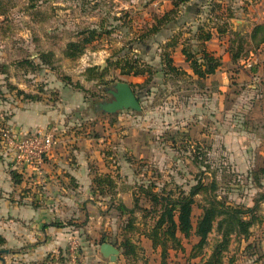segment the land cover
<instances>
[{
  "label": "rangeland",
  "instance_id": "374dc122",
  "mask_svg": "<svg viewBox=\"0 0 264 264\" xmlns=\"http://www.w3.org/2000/svg\"><path fill=\"white\" fill-rule=\"evenodd\" d=\"M179 1L0 0V128L10 127V118L21 102L34 103L40 107L39 114L47 111L60 118L56 125L59 130L50 132L58 142L52 150L54 157L74 165L89 163L93 174L99 169L111 171L117 183V200L113 204L108 197L96 194L86 201L90 197L86 190H81L79 199L67 194L66 222L73 223L70 226L75 232L68 236L63 264H161L160 251L143 235V213H135L142 234L140 230L129 232L126 225L130 215L118 208L121 202L134 207V192L143 182L189 191L198 179L209 182L214 177L218 197L243 207H252L264 194V74L261 69L253 71L264 62V48L246 53L237 64L223 54L222 68L202 81L194 76L174 80L159 75L151 86L141 87L146 75H124L122 68L115 65L128 51V42L175 5L180 22L186 18L190 22L200 14L201 23L211 30L226 21V12L221 13L215 6L222 3L208 1L204 10L199 6L186 14V6L199 0L180 5ZM241 3L240 7H245V1ZM87 28L112 33L104 32L101 38L86 43L80 57L67 58V44L83 39L78 33ZM196 29L186 24L173 26L153 37L146 50L134 43L132 46L138 51L131 53H138L161 68V54L169 40L175 36L179 43L192 41ZM239 30L248 33L249 28ZM191 43L197 44L196 40ZM180 45L177 49L169 47L168 51H172L177 66L191 73L179 53ZM92 67H99L101 72L107 70L100 81L88 77L86 71ZM118 82L129 83L140 95L141 111L108 114L99 109V103L113 100L108 90ZM18 91L33 95L38 101L25 99ZM54 123L47 124L55 126ZM174 136L175 147L171 140ZM3 153L1 148L0 167L8 177L9 159ZM194 154H199L198 163L194 162ZM48 157L42 170L51 159ZM35 177L31 172L25 174V179L33 183L32 189L39 191ZM46 178L45 168L40 176L42 185ZM43 187L41 192L46 197L49 185L46 190ZM143 201L141 205L150 207ZM196 201L194 226L202 214L204 199L198 195ZM42 204L50 206L45 201ZM76 210L78 218L72 216ZM257 213L263 217L261 225L251 228L247 240L233 236L224 264H259L258 260L264 264V202ZM148 223L152 224V220L148 219ZM127 236L139 244L136 257L124 253L121 243ZM218 238L213 232L204 254L191 258L192 247L199 240L193 233L183 239L184 251H170L167 264H200L211 254ZM105 242L119 248L115 262L101 254L100 246Z\"/></svg>",
  "mask_w": 264,
  "mask_h": 264
},
{
  "label": "trees",
  "instance_id": "16d2710c",
  "mask_svg": "<svg viewBox=\"0 0 264 264\" xmlns=\"http://www.w3.org/2000/svg\"><path fill=\"white\" fill-rule=\"evenodd\" d=\"M187 1L189 0H180L179 5ZM178 17L179 11L175 5L170 11L156 17L155 23L149 25L134 40L129 41L130 47L128 51L115 61V65L122 68L121 74L133 76L146 75L147 80L141 87L151 86V83L155 82L156 76L159 75L165 78L170 77L174 80L194 76L198 81L215 75L222 68L223 60L222 57L217 56L214 52H210L207 48V42L213 37L212 31L207 29V25H200L197 27L194 36L192 35L191 40H196L197 44L187 40L179 43L178 37L173 36L166 44L167 47L166 45L164 46V51L161 54V68H157L147 62L140 54L131 53L133 50L138 51L137 47L134 48L132 46L134 43H137L138 47L146 50L151 46L149 43L153 42L151 40L156 35L165 32V30L173 26L179 27L187 23L185 20H183L184 22H180L181 20ZM229 26V23L226 21L217 30L220 35L229 33L230 39L228 41L227 52L233 64H237L246 53L257 52L260 48H264V21L255 24L251 31L246 34L230 30ZM104 32L108 34L112 33V31L101 32L98 29L89 28L79 31L78 34L83 35L84 38L77 42L68 43L64 52L65 56L71 59L80 57L85 51L86 43L101 38ZM180 44L182 45V55L189 65L191 73L177 66L174 62L172 51H168L169 47L175 49ZM106 71L101 72L99 67H92L87 69L86 72L90 79L100 81ZM76 87H79L84 93H88L82 86L76 85ZM18 93L24 95L25 99L38 101L33 95H28L23 91H18ZM136 95L141 103L140 95L137 93ZM98 107L101 109L100 103ZM171 140L172 146H177V136L172 137ZM195 146L196 150L199 149L198 144ZM196 157H199V154H194V162L198 163L199 161H197ZM262 172L264 173V169H262ZM11 176L16 184L22 183L24 178L22 174L14 170L11 171ZM116 188L117 183L112 174L96 172L93 175L92 191L98 196L108 197L112 204L117 200ZM217 189L218 183L214 177L209 182L203 181L202 178L198 179L197 183L189 191H185L181 187H177L176 189L160 188L154 181L143 182L137 185L134 192V207L128 208L121 202L118 204V208L120 211L127 212L130 215L126 225V231L129 232L140 230V227L136 224L137 216L135 213L136 211L143 213V226H145L143 235L151 241L152 247L155 250L160 251L161 264H167V258L171 250L184 251L183 239L189 238L193 233L199 240L193 245L190 256L191 258L202 256L205 249L209 246V236L213 232H217L219 238L213 245L211 254L206 259H203L200 264H224L225 253L230 248L233 236L243 237L247 240L251 235V228L256 224L261 225L263 217L257 212L259 211L260 203L264 202V194H261L254 201L252 207H243L231 205L225 202L224 199L219 198L216 194ZM198 195L203 197L204 204L201 205L202 214L198 218L196 226H194L193 209L197 204L196 197ZM143 200L150 207L141 205V202H144ZM148 219L152 220V224L148 223ZM68 224L72 225L73 223L70 222ZM5 244L6 239L0 235V250ZM121 246L126 255L131 257L138 255L139 244L134 242L130 237H125Z\"/></svg>",
  "mask_w": 264,
  "mask_h": 264
},
{
  "label": "crops",
  "instance_id": "0c3cea01",
  "mask_svg": "<svg viewBox=\"0 0 264 264\" xmlns=\"http://www.w3.org/2000/svg\"><path fill=\"white\" fill-rule=\"evenodd\" d=\"M208 1L213 4L214 2L222 3V5L215 4V6L221 13L226 12L225 20L229 23L230 30L246 34L239 29L249 28V33L255 24L264 21V0H244L245 7H240L241 0H199V3L196 1L194 5L186 6V14L189 11L193 13L199 6L204 10L209 4ZM251 8L255 10L253 13ZM199 18L200 14H197L196 19L190 22L186 18V25L191 28L204 25L201 23L202 19ZM218 27L217 25L211 29L213 37L207 42V48L222 58L223 54L230 57L227 52L229 33L220 35ZM222 48H224L223 51ZM181 49L182 45L179 53L184 58ZM259 69L262 71L261 74H264L263 63L261 66L257 65L255 72ZM39 110L40 107L34 103L21 102L10 118L12 121L10 126L21 130L41 129L47 132L59 130L60 126L56 125L61 122L60 118H54V115L48 114L47 111L39 114ZM48 122H55V126H48ZM54 156V152L51 151L48 157L51 159L42 170L43 173L46 168V183L43 185L40 183L42 173L34 174L37 176L35 178L39 183V191L32 189L33 183L27 181L25 176L22 183H14L11 167L8 177L0 167V235L6 239V244L1 250L8 251L7 254L0 255V264H40L41 262L43 264H63L64 257H66L65 252L69 246L68 236L75 232L74 227L66 222L69 215L64 204L68 197L81 198L82 194L78 195L81 190H86V194L90 196L86 197V201H91L94 195L92 179L95 173L91 171L89 163L80 162L74 165L59 161ZM102 160L105 162L104 159ZM97 172L111 174V171L103 169ZM48 185L50 192L45 197L41 192V187L44 186L43 189L46 190ZM67 194L70 196L67 197ZM85 196L83 194L84 198ZM43 201L49 203L50 206H42ZM72 216L78 218L79 210H76V215ZM46 253H48V258H45ZM8 254L11 256L8 257ZM258 261L260 264L261 260Z\"/></svg>",
  "mask_w": 264,
  "mask_h": 264
},
{
  "label": "built area",
  "instance_id": "2783aa9c",
  "mask_svg": "<svg viewBox=\"0 0 264 264\" xmlns=\"http://www.w3.org/2000/svg\"><path fill=\"white\" fill-rule=\"evenodd\" d=\"M57 144L53 134L41 129L0 128V149L11 169L23 176L29 172L40 174L44 160Z\"/></svg>",
  "mask_w": 264,
  "mask_h": 264
},
{
  "label": "water",
  "instance_id": "95a60500",
  "mask_svg": "<svg viewBox=\"0 0 264 264\" xmlns=\"http://www.w3.org/2000/svg\"><path fill=\"white\" fill-rule=\"evenodd\" d=\"M108 93L113 96V100L100 103V107L105 113L115 114L122 110H142V105L129 83L118 82L108 90ZM100 252L104 258H109L111 262H115L120 254L118 247L107 242L101 244ZM7 253V250H0V255Z\"/></svg>",
  "mask_w": 264,
  "mask_h": 264
}]
</instances>
